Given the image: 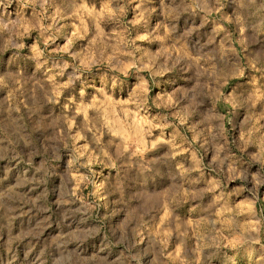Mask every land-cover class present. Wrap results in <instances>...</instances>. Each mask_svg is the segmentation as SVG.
<instances>
[{"label":"rangeland","instance_id":"rangeland-1","mask_svg":"<svg viewBox=\"0 0 264 264\" xmlns=\"http://www.w3.org/2000/svg\"><path fill=\"white\" fill-rule=\"evenodd\" d=\"M0 264H264V0H0Z\"/></svg>","mask_w":264,"mask_h":264}]
</instances>
